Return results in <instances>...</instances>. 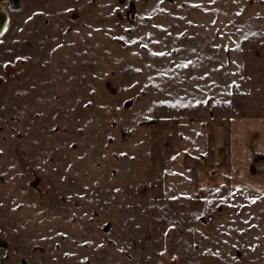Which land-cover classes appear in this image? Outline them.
<instances>
[{
  "label": "rangeland",
  "instance_id": "1",
  "mask_svg": "<svg viewBox=\"0 0 264 264\" xmlns=\"http://www.w3.org/2000/svg\"><path fill=\"white\" fill-rule=\"evenodd\" d=\"M0 5V264H141L151 124L264 106V0Z\"/></svg>",
  "mask_w": 264,
  "mask_h": 264
},
{
  "label": "crops",
  "instance_id": "2",
  "mask_svg": "<svg viewBox=\"0 0 264 264\" xmlns=\"http://www.w3.org/2000/svg\"><path fill=\"white\" fill-rule=\"evenodd\" d=\"M231 101L205 118L190 147L176 118L151 124L141 264H259L256 252L264 255L249 238L264 235V106Z\"/></svg>",
  "mask_w": 264,
  "mask_h": 264
},
{
  "label": "water",
  "instance_id": "3",
  "mask_svg": "<svg viewBox=\"0 0 264 264\" xmlns=\"http://www.w3.org/2000/svg\"><path fill=\"white\" fill-rule=\"evenodd\" d=\"M0 11H3V7L0 5ZM6 24V16L0 18V32L4 29Z\"/></svg>",
  "mask_w": 264,
  "mask_h": 264
},
{
  "label": "flooded vegetation",
  "instance_id": "4",
  "mask_svg": "<svg viewBox=\"0 0 264 264\" xmlns=\"http://www.w3.org/2000/svg\"><path fill=\"white\" fill-rule=\"evenodd\" d=\"M4 16L3 12L0 11V18H2Z\"/></svg>",
  "mask_w": 264,
  "mask_h": 264
}]
</instances>
